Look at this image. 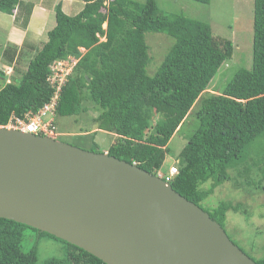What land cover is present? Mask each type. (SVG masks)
<instances>
[{
	"label": "trees",
	"instance_id": "trees-1",
	"mask_svg": "<svg viewBox=\"0 0 264 264\" xmlns=\"http://www.w3.org/2000/svg\"><path fill=\"white\" fill-rule=\"evenodd\" d=\"M82 2L75 16L63 11L62 2L55 5V25L18 79L4 83L0 70V127L11 117L36 113L49 102L53 94L47 82L50 65L74 56L78 61L60 94L56 117L79 115L83 101L95 104L97 116L92 122L98 130L115 135L106 153L157 176L170 140L198 105V126L182 148L174 164L178 172L169 184L223 229L228 212L248 218L240 202H221L209 211L200 204L218 186L232 181V172L236 179L251 184L249 175L256 171L257 188L264 193V153L254 151L264 138V0L253 2L251 66L234 70L218 93L207 91L231 60L233 44L213 36L208 24L163 13L156 0ZM33 8L30 0H0V13L22 16L25 11L24 28ZM146 33L174 40L153 76L146 73L150 61ZM166 177L168 171L161 179ZM205 184L209 186L204 188ZM27 231L36 239L30 249L23 250ZM43 237L63 244L62 258L38 261V241ZM246 255L264 264V247L258 258ZM0 264L105 263L47 233L0 218Z\"/></svg>",
	"mask_w": 264,
	"mask_h": 264
},
{
	"label": "water",
	"instance_id": "water-1",
	"mask_svg": "<svg viewBox=\"0 0 264 264\" xmlns=\"http://www.w3.org/2000/svg\"><path fill=\"white\" fill-rule=\"evenodd\" d=\"M0 218L105 264H256L158 176L107 153L4 127Z\"/></svg>",
	"mask_w": 264,
	"mask_h": 264
},
{
	"label": "rangeland",
	"instance_id": "rangeland-1",
	"mask_svg": "<svg viewBox=\"0 0 264 264\" xmlns=\"http://www.w3.org/2000/svg\"><path fill=\"white\" fill-rule=\"evenodd\" d=\"M30 1L38 6L43 4V7L49 10V20H45V17L40 19L36 17V13H33V17H30L24 28L25 11L22 12V16L19 13L13 16L0 13V68L4 83L18 79L24 73L31 58L42 47L47 39V32L55 25L54 7L58 2L63 3V11L69 16L77 15L83 6L82 0ZM156 2L163 13L182 14L187 18L206 23L211 27L213 36L218 39H229L232 42V58L222 66L207 92L218 93L234 70L250 68L254 0H210L207 5L191 0H156ZM18 16H21L19 20ZM145 42L150 57L146 73L153 76L174 40L164 34L146 33ZM82 107V112L77 116L55 118L56 140L85 151L102 153L114 141V137L112 134L102 133H98L96 137L92 136L97 130L92 122L97 116V111L94 109L96 106L87 100L83 101ZM197 110L198 105H194L181 128L170 140V151L165 157L160 173L163 174L164 171H168L169 166L177 163L182 148L198 126L195 117ZM260 141L262 143L254 151L264 153V138ZM231 176L232 181L218 186L200 206L205 211H209L221 202L242 203L247 208L249 217L246 218L241 213L228 212L224 231L246 254L258 258L262 255L264 247V193L257 188L260 176L253 171L249 175L251 184L236 179L233 172ZM208 186L209 184H205L204 188ZM26 235L28 237L23 241V250L30 249L36 239L32 232L27 231ZM63 255V244L46 237L38 241L37 256L40 263L51 258L60 259Z\"/></svg>",
	"mask_w": 264,
	"mask_h": 264
},
{
	"label": "built area",
	"instance_id": "built-area-1",
	"mask_svg": "<svg viewBox=\"0 0 264 264\" xmlns=\"http://www.w3.org/2000/svg\"><path fill=\"white\" fill-rule=\"evenodd\" d=\"M77 61L78 59L74 56H68L64 60L53 62L49 67V76L47 78L48 84L53 89L49 102L44 104L36 113L28 112L22 118L11 117L7 125L2 127L56 139L55 109L62 89L67 83ZM177 172V166L171 165L168 168V177H166L165 182L169 183ZM157 176L162 178V173L158 172Z\"/></svg>",
	"mask_w": 264,
	"mask_h": 264
},
{
	"label": "crops",
	"instance_id": "crops-1",
	"mask_svg": "<svg viewBox=\"0 0 264 264\" xmlns=\"http://www.w3.org/2000/svg\"><path fill=\"white\" fill-rule=\"evenodd\" d=\"M33 13H36V17H38L40 19H43V17H45L44 19L47 20L50 17L49 10L47 8H44L43 4H41L39 6L37 4L34 5L33 12L31 14V18L33 17ZM98 133H102L104 135L105 134H111V133H107V132H104V131H101V130L97 129L96 131H94V134H95L94 136L96 137V135ZM113 137L115 139V135H113ZM104 153H106V151H104Z\"/></svg>",
	"mask_w": 264,
	"mask_h": 264
},
{
	"label": "clouds",
	"instance_id": "clouds-1",
	"mask_svg": "<svg viewBox=\"0 0 264 264\" xmlns=\"http://www.w3.org/2000/svg\"><path fill=\"white\" fill-rule=\"evenodd\" d=\"M0 70H1V68H0ZM56 140V139H55Z\"/></svg>",
	"mask_w": 264,
	"mask_h": 264
}]
</instances>
